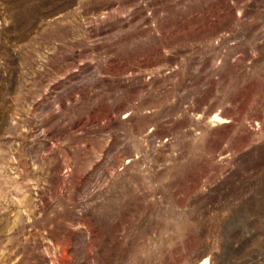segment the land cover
Here are the masks:
<instances>
[{
    "label": "rangeland",
    "instance_id": "obj_1",
    "mask_svg": "<svg viewBox=\"0 0 264 264\" xmlns=\"http://www.w3.org/2000/svg\"><path fill=\"white\" fill-rule=\"evenodd\" d=\"M264 264V0H0V264Z\"/></svg>",
    "mask_w": 264,
    "mask_h": 264
},
{
    "label": "bare ground",
    "instance_id": "obj_2",
    "mask_svg": "<svg viewBox=\"0 0 264 264\" xmlns=\"http://www.w3.org/2000/svg\"><path fill=\"white\" fill-rule=\"evenodd\" d=\"M202 264H208V262L207 261H204Z\"/></svg>",
    "mask_w": 264,
    "mask_h": 264
}]
</instances>
